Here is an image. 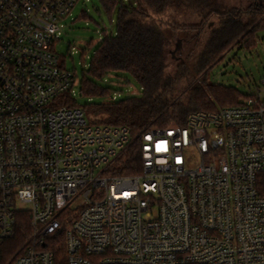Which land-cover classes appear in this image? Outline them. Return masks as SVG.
<instances>
[{
  "label": "built area",
  "instance_id": "built-area-1",
  "mask_svg": "<svg viewBox=\"0 0 264 264\" xmlns=\"http://www.w3.org/2000/svg\"><path fill=\"white\" fill-rule=\"evenodd\" d=\"M79 1L0 0V241L30 217L9 264H264V80L184 125H92L55 50Z\"/></svg>",
  "mask_w": 264,
  "mask_h": 264
},
{
  "label": "trees",
  "instance_id": "trees-1",
  "mask_svg": "<svg viewBox=\"0 0 264 264\" xmlns=\"http://www.w3.org/2000/svg\"><path fill=\"white\" fill-rule=\"evenodd\" d=\"M109 13L117 11V33L105 35L94 46L89 73L93 79L78 81L82 92L112 96L113 89L101 87L95 78L113 72L132 76L142 87V94L84 107L87 121L96 126L127 127L135 137L151 128L184 125L190 113L214 112L239 106L248 97L240 90L222 84L208 83L207 71L224 59L234 47L251 50L256 44L254 31H249L236 17L237 7L228 0H100ZM246 7L245 12L261 13L263 0H234ZM183 15V22L165 14ZM85 17V13L82 14ZM212 17L220 20L216 28L208 27ZM199 19V23L192 22ZM192 39L208 36L196 58L180 59L170 69V44L178 33ZM187 38V37H186ZM188 40V39H187ZM192 58V66L188 62ZM65 65V64H64ZM78 79L76 69L73 70ZM70 107H80L73 100ZM137 149H133L126 164L127 173L139 169ZM30 234V217H18L15 236L0 241V264H9L19 254Z\"/></svg>",
  "mask_w": 264,
  "mask_h": 264
},
{
  "label": "rangeland",
  "instance_id": "rangeland-1",
  "mask_svg": "<svg viewBox=\"0 0 264 264\" xmlns=\"http://www.w3.org/2000/svg\"><path fill=\"white\" fill-rule=\"evenodd\" d=\"M130 3L131 0H122ZM228 6H236L237 12L241 15L236 17L244 25H247L249 31H254L257 44L251 49H241L234 47L226 54L223 60L217 62L207 71L205 80L208 83L222 84L232 86L240 90L244 95H252L262 88L264 80V10L256 13V10L245 12L246 7L241 3L228 0ZM264 8V5H263ZM244 10L239 12V10ZM85 13V17L82 14ZM167 17L176 18L183 22V15L174 13L165 14ZM192 22L199 23V19H193ZM208 27L216 28L220 25V20L212 17L207 21ZM63 28L60 32V40L56 42L55 50L60 58V64H65L67 68L76 69L78 79L73 96L77 105L84 108L89 104H103L116 100L125 99L130 96H139L142 94L141 85L129 74L124 72H113L105 75L103 79L95 78L96 83L101 87H110L113 89L112 96L92 95L83 93L78 81H82L84 76L93 79L89 73L94 53V46L104 36H115L117 33V11L107 12L100 0H80L72 14L61 22ZM187 37V38H186ZM208 36L202 40L192 39L184 33H178L176 38L170 44V69L177 65L180 59L188 60L190 55L196 58L199 51L203 48ZM188 39V40H187ZM179 46V49L177 47ZM174 53V54H173ZM192 58L188 64L192 66ZM190 164L198 163V156L191 155ZM28 208V206H24Z\"/></svg>",
  "mask_w": 264,
  "mask_h": 264
},
{
  "label": "water",
  "instance_id": "water-1",
  "mask_svg": "<svg viewBox=\"0 0 264 264\" xmlns=\"http://www.w3.org/2000/svg\"><path fill=\"white\" fill-rule=\"evenodd\" d=\"M179 49V46L177 47V49L176 50H178ZM174 54V53H173Z\"/></svg>",
  "mask_w": 264,
  "mask_h": 264
}]
</instances>
